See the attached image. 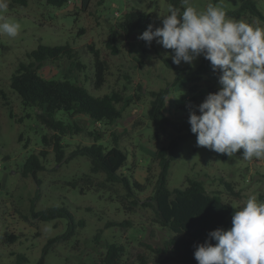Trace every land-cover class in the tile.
Segmentation results:
<instances>
[{
    "label": "rangeland",
    "instance_id": "obj_1",
    "mask_svg": "<svg viewBox=\"0 0 264 264\" xmlns=\"http://www.w3.org/2000/svg\"><path fill=\"white\" fill-rule=\"evenodd\" d=\"M243 1L189 0V3L198 11L205 10L211 3L226 12L238 8ZM255 1L264 13V0ZM7 2L8 9L0 12L4 18L0 23L7 20L21 27L14 38L0 33V264H15L19 253L29 259L23 264H36L48 240L67 230L66 219H34L33 202L36 210L65 205L76 220L85 222L71 238L50 245L46 264H101L107 245L114 242L126 248L122 264H142L139 255L145 257L147 264H175L172 254L160 252V248L176 234L155 223L150 209H126L120 200L124 193L122 187L98 185L105 176L91 173L87 157L59 162L52 146L45 147L43 136L53 131L38 120L39 107L23 105L19 94L11 87V77L21 62L30 61L27 54L41 43L70 44L81 67L71 64L67 58L47 60L36 63L39 73L47 79H69L95 96L120 91L124 100L118 104L122 116L113 123L94 121L87 114L58 111L57 119L76 122L83 128L77 134L63 137L66 154L78 145L91 144L94 140L90 132L94 130L102 135L98 142L106 147L113 146L117 137L120 148L128 154L123 171L140 182H148L147 190L141 194L145 198L152 193L158 173L156 150L168 144L174 134L169 126L160 140L154 139L155 129L148 117L150 91L172 84L177 71L164 61L174 54L172 50L164 49L156 40L152 47L146 48L137 35H124L119 22L126 11L135 7L149 12L160 27L161 16L168 14L169 7L182 12L185 6L181 2L174 6L173 0H105L103 3L71 0L63 7L50 5L46 0H29L27 6ZM227 17L264 28V21L250 14ZM89 45L99 50L107 66L106 81L98 89L94 86V52ZM203 62L212 69L203 55L191 64L182 62L175 66L196 68ZM218 78L219 73L210 70L197 83L195 92L190 90L186 77L176 80L170 86L166 114L173 122H188L190 111L209 93L219 90ZM191 97H196L192 105ZM43 148L48 150V155L43 159L44 169L38 173L39 183L33 176L24 177L22 169L26 159ZM86 175L91 176L92 182L86 180ZM148 176L150 181L146 180ZM187 176L202 180L208 191L221 193L224 201L235 207L245 204L250 196L264 202V160H244L242 154L222 160L216 152L198 147L196 136L181 142L171 164L169 187L185 186ZM222 180L230 182L236 194L228 192ZM126 219L132 222L129 228L107 225ZM97 234H100L99 239ZM13 235L16 238L12 240Z\"/></svg>",
    "mask_w": 264,
    "mask_h": 264
},
{
    "label": "trees",
    "instance_id": "obj_2",
    "mask_svg": "<svg viewBox=\"0 0 264 264\" xmlns=\"http://www.w3.org/2000/svg\"><path fill=\"white\" fill-rule=\"evenodd\" d=\"M29 0H9L10 5L18 4L27 6ZM71 0H46L50 5L63 7ZM218 1V0H215ZM105 0H100V3ZM174 6L179 4V0H173ZM227 16L239 18L250 14L264 21V13L259 9L255 0H244L240 6L234 10L226 11ZM149 24L157 27L152 15L145 11L132 7L126 11L119 22V28L124 35L130 37L133 33L139 36L143 33ZM109 42V44L112 43ZM141 43L146 48L152 47L144 40ZM89 48L94 52L95 74L94 86L96 89L102 87L106 81L107 66L105 60L101 58L99 50L93 45ZM146 48H144L146 50ZM117 52V50H115ZM29 62H21L11 77V87L16 91L23 105L29 107H39L37 118L47 128L53 131L51 135L43 136V143L46 146H52L55 157L59 162H67L78 156H85L90 161V171L93 174H104V179L98 185L102 187L120 185L124 190L120 200L126 209L134 211L138 207L150 209L153 213V220L160 226L169 229L176 234L165 242L160 252H169L172 254L175 264H198L194 257L196 246L208 239L210 231L217 228L229 229L232 226V216L235 211L234 205L224 201L221 193L208 191L202 180L186 177V185L182 187L170 188L168 178L172 162L177 157L181 142L196 135L191 132L189 122H173L166 114L165 108L171 95L170 86L176 83L179 78L186 77L190 84V90L196 91L197 83L210 70L207 62L201 63L196 68L188 65L183 68H177L171 58H164L169 68L177 71L176 80L166 87L159 90H151L150 107L148 117L151 120L155 133L154 139L160 140L161 135L172 126L174 134L166 145H162L156 150L155 160L158 165V173L153 186V191L145 198L141 194L147 190L148 182H140L123 171L128 154L119 146L117 137L111 147H106L98 141L102 135L94 130L90 132L93 137L91 144L78 145L69 154H66L63 137L77 134L83 131V128L76 122L67 123L62 119H57L55 114L58 111H65L71 115L87 114L91 119L98 122L113 123L122 116L118 104L124 100L120 91H112L101 96L91 94L86 87L69 79H47L38 71L36 63H42L47 60H59L67 58L71 64L81 67L77 61L75 49L70 44L48 45L41 43L38 48L28 54ZM196 99L191 97L190 104ZM1 134V125H0ZM243 149L236 155L242 154ZM48 155V150L43 148L37 154H31L25 161L22 169L24 177L33 176L39 183L38 173L44 169L43 159ZM218 157L226 160L229 157L217 153ZM87 181L92 182L90 175H86ZM150 181V177L146 178ZM227 191L233 194L235 190L230 182L222 180ZM76 186V182L72 183ZM35 202L31 208V215L34 219L42 221H52L57 219H66L67 230L59 235L52 237L44 246L43 253L36 264H46V255L50 245L69 239L77 233V229L85 225L83 220H76L75 215L65 205L49 206L36 210ZM108 227L120 226L129 228L132 222L129 219L122 221L108 222ZM16 236H11L15 239ZM97 239L100 234H97ZM215 243V241H213ZM126 248L122 244L109 243L106 251L101 257V264H122ZM142 264H147L143 255H139ZM29 262L25 254H17L15 264Z\"/></svg>",
    "mask_w": 264,
    "mask_h": 264
},
{
    "label": "clouds",
    "instance_id": "obj_3",
    "mask_svg": "<svg viewBox=\"0 0 264 264\" xmlns=\"http://www.w3.org/2000/svg\"><path fill=\"white\" fill-rule=\"evenodd\" d=\"M180 2L182 12L169 7L167 15H160L162 26L149 24L138 39L148 45L156 40L172 50L176 65L203 55L219 73V90L190 111L188 122L198 147L228 157L243 149L244 160H264V28L228 18L211 3L198 11L189 0ZM7 9V0H0V12ZM20 27L5 20L0 33L14 38ZM233 208L232 226L210 231L196 246L198 264H264V202L250 196Z\"/></svg>",
    "mask_w": 264,
    "mask_h": 264
},
{
    "label": "water",
    "instance_id": "obj_4",
    "mask_svg": "<svg viewBox=\"0 0 264 264\" xmlns=\"http://www.w3.org/2000/svg\"><path fill=\"white\" fill-rule=\"evenodd\" d=\"M136 35H137V33H133V35H132V36L134 37V36H136Z\"/></svg>",
    "mask_w": 264,
    "mask_h": 264
}]
</instances>
